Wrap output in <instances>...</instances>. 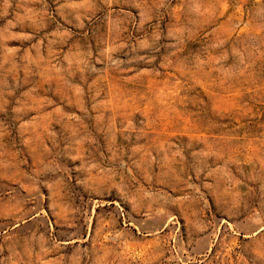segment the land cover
<instances>
[{
    "label": "rangeland",
    "instance_id": "obj_1",
    "mask_svg": "<svg viewBox=\"0 0 264 264\" xmlns=\"http://www.w3.org/2000/svg\"><path fill=\"white\" fill-rule=\"evenodd\" d=\"M0 264H264V0H0Z\"/></svg>",
    "mask_w": 264,
    "mask_h": 264
}]
</instances>
